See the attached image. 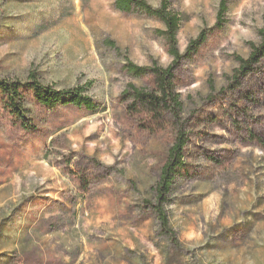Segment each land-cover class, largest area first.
I'll return each instance as SVG.
<instances>
[{
	"label": "rangeland",
	"instance_id": "374dc122",
	"mask_svg": "<svg viewBox=\"0 0 264 264\" xmlns=\"http://www.w3.org/2000/svg\"><path fill=\"white\" fill-rule=\"evenodd\" d=\"M114 1L0 0V80L85 87L95 105L46 112L26 101L37 131L15 140L0 110V264H264V58L234 78L261 42L264 0L171 2L181 54L208 32L174 72L188 174L165 209L178 245L148 205L177 130L142 129L123 96L149 87L126 63L171 65L164 26ZM221 1L225 23L213 30Z\"/></svg>",
	"mask_w": 264,
	"mask_h": 264
},
{
	"label": "trees",
	"instance_id": "16d2710c",
	"mask_svg": "<svg viewBox=\"0 0 264 264\" xmlns=\"http://www.w3.org/2000/svg\"><path fill=\"white\" fill-rule=\"evenodd\" d=\"M171 2L172 0H161L159 6L154 8L144 0L114 1V7L118 12L145 15L158 20L164 26L163 30L157 31L156 34L164 41L166 51L172 58L170 66L166 68L157 65L140 67L130 62L124 65L127 74L136 79H146L149 82L147 89L130 85L123 96L129 97L131 100L128 109L133 115L140 118L139 126L151 134H159L170 126L176 128L177 123L180 122L182 104L176 91L177 81L174 72L182 60L190 58L192 54L199 51L208 35V32H201L197 39L189 43L186 53L181 54L177 48L176 38L180 17L170 8ZM226 11V3L221 1L213 30L222 29ZM260 36V44L251 46L248 59L237 58L239 68L235 71L234 78L236 80L246 76L253 66L264 58V31L260 32ZM107 45L116 49L111 42H108ZM84 92L85 87L55 90L50 86L41 85L36 79H30L26 83L0 80V110L6 118L9 136L15 140L37 131L32 120L27 118L29 109L24 105L26 101H32L36 107L46 112H53L59 106L87 111L95 110L92 99ZM168 118L171 120L169 121ZM176 130L177 135L160 168L159 180L154 188V202L148 204L159 224L160 231L174 245H178V240L175 232L169 226L165 206L170 201L169 195L175 178L182 174H188L183 161L187 137L179 128ZM256 142L264 151V138L260 136ZM75 180L79 189L86 188V176L75 175Z\"/></svg>",
	"mask_w": 264,
	"mask_h": 264
}]
</instances>
